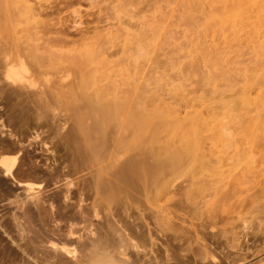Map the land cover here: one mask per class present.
I'll use <instances>...</instances> for the list:
<instances>
[{"label": "bare ground", "instance_id": "obj_1", "mask_svg": "<svg viewBox=\"0 0 264 264\" xmlns=\"http://www.w3.org/2000/svg\"><path fill=\"white\" fill-rule=\"evenodd\" d=\"M29 2L31 1L0 0V29L5 31V36L0 37V173L1 176L4 175V180L0 179V186L3 187L0 195L5 193V197L3 199L0 196V201L10 204L15 201L21 207L29 209L22 216L11 213V217L0 221V264H152L153 261L156 264H194L192 254L195 258L209 254L210 258L207 260L216 264L219 260L211 252L221 243L218 232L212 231L209 237L201 229L204 227L203 223L192 225L191 230L184 227L188 230L186 232L180 231V225L170 218L168 211L166 214L163 208L155 211L148 203L155 187L168 186V178L162 176L160 170L167 165L181 163L182 156H189L197 151L199 131L205 124V118L195 111L190 119L192 123L194 120L198 124H174L175 128L181 130L188 127L187 132L183 133L185 138L181 145H162L157 152L160 156L140 147L139 131L143 128L144 121L176 116L174 106L164 105L166 102L159 104L160 101L154 104L153 93L150 96L145 94L141 84L138 86L136 83L137 75L135 78V73L131 75V72H136V60L145 50L148 47L158 48L161 27L149 23L147 18V24L141 25L145 26L144 30L137 31L139 34L123 33L127 43L135 45L134 54L125 49L122 51V59L113 61V58L105 56L106 44L111 42L113 33L106 37H81L78 44L58 35V32L45 38L46 31L40 27H34L33 34L22 29L20 35H16L13 28L17 23L24 20L40 23L41 7H33V1V5ZM179 3L178 5L181 4ZM182 4L184 16L181 17H184L194 33V36L191 33L187 37L185 53L186 56H201L200 62L208 71L201 72L202 64H196L205 85L216 89L220 81H231V55H240L245 44H253L256 60L253 66L241 68L240 76L243 79L242 85L239 81V93L236 96L235 93L227 103L225 101V105L232 110L242 107L246 111L256 112L247 127L241 125L242 132L248 135V143H256L259 140L257 138L264 135V90H260L255 97L251 96V90L264 82V0H237L233 4L230 0H184ZM216 5H220L219 10L215 9ZM136 13L138 12L134 14ZM198 15L203 16L202 21H199L201 18L198 20ZM211 34L225 38L222 46L216 45L212 50L207 48L205 42ZM68 47L70 49L63 56V48ZM44 53H49L50 63L67 64V70H60L55 80L51 79L48 70H40L45 59ZM136 55L139 56L137 59ZM171 58L168 61L173 67L176 62ZM55 59L59 62L56 63ZM129 59L131 61L126 63ZM32 62L40 68H33ZM75 68L80 75L71 79ZM235 68L234 71L237 70ZM41 79L45 80L44 84H41ZM148 86H152L151 83ZM236 90L238 91V86ZM218 92L217 89L215 94ZM147 99L152 102L150 109L148 104L151 102L146 103ZM59 105L71 112L72 126L66 131L61 118L54 113ZM125 127L132 129L129 135L123 132ZM214 131L219 139L225 138L222 124H218ZM154 144L155 147L156 143ZM60 146L64 149L62 155H59ZM30 147L33 148L32 151H29ZM37 149H40L42 155H52L43 159L46 160L47 173L44 175L47 174V177L42 179L38 178L43 175L40 173L41 169L36 167L37 162L34 164L32 161L34 156L31 152ZM161 155H169V159L161 158ZM94 162L102 163L101 168L96 174L83 176L81 173ZM23 167L27 168L23 170ZM15 168H19L21 174ZM37 174L39 175L36 176ZM5 176L10 177L16 185H20L26 177L35 179L36 176L38 180H35V184L39 190L53 187L50 189L53 192L45 196V201L34 196L27 204L26 200L19 199V193L13 190V181L9 180L13 183L9 184L8 180L5 181ZM28 188L34 194L32 184ZM33 224H37L38 229H34ZM249 227L246 226L245 229ZM211 228L215 229L216 225L211 223ZM251 229L252 227L248 230L254 235L256 231L253 230L256 228ZM258 231L261 230L258 228L256 235H259ZM13 232L18 235L20 242L23 236L25 241L19 244ZM232 233V238L226 236L227 243L243 251V241L248 243L250 239L246 238L250 233L247 231L242 241L241 236ZM261 235L263 237L264 231H261ZM190 240L197 243L191 255L187 244ZM184 244L187 246L184 247ZM244 255L243 253L242 256ZM238 258L236 256V260ZM224 260L227 262V259Z\"/></svg>", "mask_w": 264, "mask_h": 264}, {"label": "rangeland", "instance_id": "obj_2", "mask_svg": "<svg viewBox=\"0 0 264 264\" xmlns=\"http://www.w3.org/2000/svg\"><path fill=\"white\" fill-rule=\"evenodd\" d=\"M30 1L31 2H29V4L33 5L34 3L33 7H41L42 9V16H40L39 18L40 23L36 24L33 20H24L17 23V25H15L13 28V31L16 35H20L19 32H21L22 29H24V31L26 30V32L27 30H29L30 34H33V32L35 31L34 27H40L41 29L43 28L44 31H46L45 38L49 35H56L55 33L58 32V35H62V37L68 40L76 41L77 44L81 42V37L88 38L94 37L95 35L106 37L107 34L108 36L113 35L115 37V40L113 37L111 42L106 44L107 48H105V56H109L110 59L113 58V61L122 59V51L124 52L125 49L129 53L134 54L135 45L133 43H127L125 37L126 35H123V33L129 32L133 34H139L144 30L143 28L145 27L141 25H146L147 21L161 27L162 30L161 34L159 35L160 38L158 39V48L155 49L153 47H148L142 56L139 57L136 55L135 59L139 57L137 59L138 61L136 60L135 62L137 68L136 72H131V75L133 76V74L135 73L133 77L135 78L136 75L138 76H136L135 78L137 81L136 83L138 86H140L141 84V88L143 87L142 90L146 92L145 94H148V96H150V94L153 93L152 95L154 100L152 102L154 104H158L156 102L160 101L161 103L159 104H164L166 102L164 105H169L170 107L172 105V108L174 106L176 110V116L173 118H163L158 120L148 119L144 121V126L139 131L140 147L144 149L146 148L148 152L153 151L155 152V154L160 156L157 152H159V148L162 145L170 143L179 146L182 144L185 138L184 134L187 132L188 127H185L186 129L184 128L182 130L181 128H175L178 123H181L182 125H190L195 124L196 122V124H198V122L194 120V123H192V119H190L192 118L193 114L197 112L205 118V124L199 131V148L197 149V151L193 152L192 155L182 156L181 163L174 166L167 165L165 168L160 170L161 175L168 178L167 183L168 186H170L168 188L166 184L165 186L160 185L158 186V188L155 187V191H153V194H150L152 196H149V206L155 211L163 208L164 214H166L165 212L168 211L170 218L172 217L171 219H174V221L177 222L178 226L180 225V228H178L179 230L181 229L182 231L184 230L186 232L193 228L192 225L203 223L204 227H201V229L209 237H211L209 233L212 234L214 231L218 232L221 236V243L218 247H215L214 251L211 252L212 254L214 253L213 255H215V257L219 260L216 262V264H218L219 262V264H264V235L263 237L261 235V231H264V135L263 137L261 136L262 139L258 137L257 139L259 140H257L256 143L249 144L247 137L248 135L246 136L245 132H242V127H247L249 125L248 123H250L251 118H254L256 116V112L254 110L252 111L253 113L251 112V110L246 111L245 109H242V107H236L238 108L237 110L236 108L235 110H232L228 109L225 105V101L227 103L230 99L233 98L235 93V96L239 93V88H241V86L239 85L240 83L242 85L243 79L242 76H240L241 68L253 66L254 61L256 60L252 49L253 44H245L240 55H231L232 59L230 60V62L232 64L230 63L229 66L232 68L230 69L231 78H229V80L231 79L232 82L220 81L221 83L219 82L217 88L214 89L213 87L202 83V79L200 76L201 73L199 72L201 71L203 73H206L208 69L203 66L202 62H200L201 56H186V49L184 48L188 45L187 37H189L191 33V36H194V33L185 22L184 17H181L184 16L182 4L184 0ZM235 1L237 0H230V3L233 4ZM178 3L180 5H178ZM215 9L219 10L220 5H216ZM135 12L138 13L134 14ZM121 13L123 14L121 15ZM197 17L198 20L201 18L199 21L203 20V16L198 15ZM156 22L159 25L156 24ZM161 23H163L164 25L162 26ZM228 23L229 22H227L226 24ZM19 29L20 31H18ZM0 31V37H3V35L5 36V31L2 28L0 29ZM137 31L140 32L138 33ZM165 31H167V34ZM110 33L113 34L111 35ZM227 34H229L228 31ZM219 36L220 35L218 34H211L210 36H208L209 38L207 37V41L205 42L208 47L206 45L205 47H207L209 50H212L216 45L222 46L221 44L225 42V38ZM217 41L220 42V45ZM160 44H163L162 48L160 47ZM69 49V47L63 48L62 52L64 54L62 55L65 56V51ZM147 52L151 54H148ZM43 55H45V57L43 56L45 59L41 68L33 62L31 63V66L33 65V68H40V70L43 68L41 71L48 70L52 80H55L57 75H59L60 70L63 72L67 70L66 63L62 65L55 64L53 62L50 63L48 61L49 53H44ZM168 58H171L173 62H176L174 63L175 66L172 67L171 65H169ZM55 60L56 63L59 62L57 61L58 59ZM233 60L235 61L232 62ZM130 61L131 59L126 60V63H129ZM133 63L134 62L132 60V64ZM142 63H145L146 65L144 66ZM196 63H199L200 65L202 64L199 72L197 71L198 67ZM141 67L143 68V70ZM233 68L237 70L234 71ZM76 70L77 69L75 68V72H72L73 77H71V79H76V77H79L80 74ZM235 72H239V76L238 74H235ZM150 77L155 78V80L157 79V81H154V79H151ZM230 82L231 84H228ZM44 83L45 80L41 79V84ZM145 83L148 85H150L151 83L153 87L148 86ZM222 83L224 84V86H222ZM227 85L230 88L227 87ZM236 85L238 86V91L236 90ZM145 86L149 88H145ZM234 86H236V88ZM154 87L156 89H154ZM222 88L223 90H220ZM254 88L251 90L252 97H255L260 90H264V82ZM217 89L219 92L218 94H215V91H217ZM232 89H234V91H232ZM225 95L228 97H226ZM147 100H145L147 101L146 103L151 102V99ZM139 101L141 103L143 102L141 99H139ZM152 102L148 104L150 106L147 105L148 109L151 108ZM57 108L58 109H56L54 113L57 114L59 118H61V121L65 125L64 131H66L69 127L72 126V120L70 117L71 112L69 110H64L63 105H59V107ZM230 111L232 112L231 114L229 113ZM188 119L190 121H188ZM218 124H222L225 129V138L222 140L217 137L214 131ZM123 130L126 135H129L132 129L129 127H125ZM153 140L156 142H154ZM154 143H156L155 147L153 146L155 145ZM147 144H149V146ZM148 147L150 148L147 149ZM60 148L61 149L59 151V155H62L64 153L63 146H60ZM32 150L33 148L30 147L29 151ZM37 150L31 152V154L34 156L32 161H34V164L37 162L35 164L36 167L41 169L40 173L43 175H39V173L36 176L39 175L38 178L42 179L44 177H47V174L44 175V173H47L46 160L43 159H46L48 156H50V154L44 153V155L47 154L46 156H44L41 154L40 149L38 150L40 153ZM128 155L129 154H126V156ZM43 156L44 158H42ZM162 156L163 155H161V158L169 159V155H164L163 157ZM50 162L51 160H49V163L47 161L48 164H50ZM104 163L103 165H105ZM101 164L102 163L94 162L91 167L85 170L86 172L84 171L81 174L83 176H91L93 175V173L96 174V171L101 168ZM41 166H43L42 168L44 170H42ZM25 168L27 167H23V170ZM15 171L20 172L21 174L19 168H15ZM15 174L17 175L19 173ZM81 174L79 175V177H81ZM166 174H168L169 176H167ZM3 176L4 175L2 174L0 179H3ZM36 176L35 179H32L33 177H26V180L24 179L20 185H16V183L10 177L5 176L4 178L5 181L8 180V183L10 182L9 184L12 183L9 180L13 181L14 185L12 186L15 188H13V190L19 193V199L26 200L28 204L31 201V198H33L34 196L41 197V199L45 201V196L53 192L50 190L53 187H44L42 190H39L38 185L35 184V180H38ZM30 184H32L34 194L32 193V190H29L28 188L30 187ZM1 188L3 189V187L0 186V191ZM48 190L50 191L48 192ZM154 192H156V194H154ZM3 195H5V193H3ZM3 195L0 196L3 198L5 197ZM1 197L0 199H2ZM140 197L145 200L143 196ZM152 202L154 206H152ZM4 204L8 205L6 206ZM26 208L27 207H21L20 203L16 204L15 201L11 204L7 201H0V221H3L9 216L11 217V213H17L18 215L22 216L26 212L25 210L29 211V209ZM5 211H7V214L5 213ZM4 214H6V216ZM211 223L216 225L215 229L211 228ZM37 224H33L34 229H38ZM246 226H250L249 228L252 227V229L256 228L255 230H253L256 232L259 228V230L261 231H258L257 234H259L260 236L256 235V232L254 233L253 231L252 232L254 233V235L250 233V231L248 230L249 228L245 229ZM184 227H187L189 229L187 230ZM247 231L250 234L248 233L249 236L246 238V240H250H248V243L243 241V251L237 249V247H232L229 243H227V235L229 238H232V232H235L239 237L241 236L240 240L242 241L243 236ZM13 234L17 238V241H19L18 235L15 232H13ZM258 236L261 237L260 240H258ZM254 240H256V243H254ZM261 240H263V242ZM24 241L25 238L23 236L22 241H19V244H22ZM187 244L190 250L189 255H191L192 249H196L197 243L190 240L189 242H187ZM187 244H184V247L187 246ZM246 248L248 250H246ZM240 251H242V253ZM237 252L240 254H238ZM243 253L245 254L244 256H242ZM192 256L193 257L191 259L194 261V264L196 262H198L196 264H200V262L201 264L215 263L212 260V257L211 261H213V263L207 260V258H210L208 257L210 256L209 254L196 256V258L193 254ZM236 256L239 257L237 260ZM240 257L241 260H239ZM224 259H227V262ZM232 260H235L234 262L237 263L232 262ZM152 264L156 263L153 261Z\"/></svg>", "mask_w": 264, "mask_h": 264}]
</instances>
